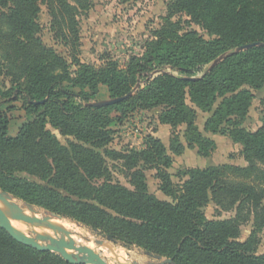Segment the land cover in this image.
<instances>
[{"label": "trees", "instance_id": "16d2710c", "mask_svg": "<svg viewBox=\"0 0 264 264\" xmlns=\"http://www.w3.org/2000/svg\"><path fill=\"white\" fill-rule=\"evenodd\" d=\"M42 5L69 57L44 43ZM90 6V0H0V76L12 83L0 87V108L21 99L32 115L10 135V116L0 111V189L125 245L173 258L175 264H264V253H256L257 227L240 240L242 224L252 217L258 228L264 226V119L256 131L244 126L253 90L264 87V45L228 54L212 69H204L241 45L264 42V4L174 0L144 55L132 57L125 69L114 60L99 67L80 60L79 16ZM176 13L189 15L213 37L177 29L172 21ZM167 68L178 74L163 71ZM155 71L163 72L150 78ZM144 79L145 85L135 90ZM100 85L107 86L111 98L133 93L116 103L89 105ZM156 108H161L158 123L185 125L187 145L174 132L173 154L188 147L208 156L215 148L197 123L201 110L210 113L204 130L241 144L248 165L190 168L183 183L176 184L168 171L174 158L159 137L146 135L141 149L109 147L113 123L137 110ZM48 125L68 137L67 143ZM108 157L122 162L133 188L114 182ZM146 168L157 170L159 189L171 201L149 192ZM99 179L103 182L98 184ZM210 201L236 214L210 219L205 212ZM0 264L76 263L23 244L0 226Z\"/></svg>", "mask_w": 264, "mask_h": 264}, {"label": "rangeland", "instance_id": "374dc122", "mask_svg": "<svg viewBox=\"0 0 264 264\" xmlns=\"http://www.w3.org/2000/svg\"><path fill=\"white\" fill-rule=\"evenodd\" d=\"M174 0H90L91 6L88 10H81L79 16L81 46L79 58L82 62L102 66L110 60L118 63L121 69H125L134 56H143L147 50L149 43L155 38V31L166 23L169 16V4ZM264 4V0H253L254 7ZM39 23L41 25L40 35L47 46L53 47L62 55L69 57L68 49L58 40L55 39L54 32L51 28L52 18L48 13L46 5H42ZM172 21L176 24L177 29L182 31L188 29L198 30L205 38L211 39L207 30L191 20L187 14L176 13L172 17ZM210 64L204 69L209 68ZM165 72L177 75L175 69L167 68ZM163 71H155L149 73V77L153 78ZM201 72L198 73V75ZM146 80H141L135 87L144 86ZM12 86L11 79L8 76H0V87L3 89ZM68 87H71L67 84ZM77 91L76 88H73ZM254 99L249 109V113L244 121V126L252 131H256L263 124L264 119V87L259 90H253ZM109 91L106 85H100V91L94 101H103L110 99ZM90 102V103H91ZM89 104V103H88ZM0 111L8 113L10 116L9 134L16 135L21 126L26 123L32 115L26 112V106L21 99L12 101L3 105ZM161 112V108L152 110H137L130 114L121 123H113L111 125L112 141L109 147L117 151H126L128 149H141L144 145L146 135L151 134L156 126L155 117ZM210 113L198 110L197 123L203 130L204 122ZM49 129L60 139L62 143H67L68 137L59 133L58 130L48 125ZM228 125H224L223 129H227ZM185 125L177 128H170L168 131L167 142L168 153H170L174 162L168 171L172 175V179L176 184H182L188 177L185 173L194 167H206L209 165H222L231 163L235 165H248V162L242 156V145L234 142L228 135H215L216 145L208 156H201L197 148H188L182 154L175 155L170 150V140L173 133H179L180 138L184 141ZM170 132V133H169ZM187 145V142H185ZM101 151H103L101 149ZM107 164L110 168L114 182H120L123 185L133 188L129 181V171L122 165L121 161L107 158ZM264 168L263 165H260ZM147 183L149 192L157 195L162 199L172 200L171 197L162 193L159 189L160 180L157 178V170L146 168ZM31 179L39 181V179L31 177ZM256 179L255 175L252 180ZM103 180H96V183H102ZM23 205L24 201L14 198ZM32 208L37 213H45L50 215V211L36 205ZM208 218H230L236 214V210L223 211L215 202L205 207ZM63 220L69 221L74 225L77 231H71L72 237L78 245H88L102 253L104 258L109 260L111 264H168L165 263L166 257H157L151 255L147 251L136 245H125L120 241H110L106 235L99 231L92 230L89 226L63 217ZM258 230L256 245V253H264V226L258 228L255 224L254 217L250 221L242 224L240 240L245 241L255 229ZM55 236L54 231H52ZM69 239V234L66 233ZM58 236H61L58 234ZM85 237H89L91 242L88 243ZM92 238V239H91ZM105 242V243H104ZM104 244V245H103ZM108 247V248H107ZM105 248V252H103ZM108 249V250H107ZM114 253V254H113ZM107 254V255H106ZM154 254V253H152ZM102 255V256H103ZM156 255V254H155ZM114 256V257H112ZM117 257V259L115 258ZM108 257V258H107ZM111 258V259H110ZM114 258V260H113ZM116 259V260H115ZM108 261V262H109Z\"/></svg>", "mask_w": 264, "mask_h": 264}, {"label": "water", "instance_id": "95a60500", "mask_svg": "<svg viewBox=\"0 0 264 264\" xmlns=\"http://www.w3.org/2000/svg\"><path fill=\"white\" fill-rule=\"evenodd\" d=\"M264 42H253L247 43L237 47L235 50L227 52L217 59H215L209 66V69L215 67L219 62H221L228 54L244 51L254 46H263ZM197 77H191L190 79H195ZM133 92L127 94L124 97L110 98L108 100L91 102L89 105L100 106L119 102L124 98L130 96ZM45 100L38 101L44 102ZM15 198L12 194L0 189V226L6 229L16 240L19 242L32 246L41 251H51L56 252L63 257L68 262L76 264H111L106 260L101 253L95 251L94 249L88 247V245H78L75 239L72 237L73 233L68 230L63 224L59 223L54 219V217L62 218L61 215L50 212V215L45 217H39L36 214L31 215L22 209L16 202L12 201ZM26 206L30 208L32 213H37L35 209L32 208V204L26 203ZM15 222L27 221L36 225L43 224H55L59 228L63 229L69 234V239H55L46 235H40L38 237H33L24 232L21 228L14 225ZM110 241H115L112 237H107ZM85 240L90 243L89 237H85ZM74 251L72 253L71 251ZM153 256L155 254L150 253ZM157 257H160L159 255ZM165 263L175 264L173 258H166Z\"/></svg>", "mask_w": 264, "mask_h": 264}, {"label": "bare ground", "instance_id": "6f19581e", "mask_svg": "<svg viewBox=\"0 0 264 264\" xmlns=\"http://www.w3.org/2000/svg\"><path fill=\"white\" fill-rule=\"evenodd\" d=\"M12 201L16 202L22 209H24L27 213H29L31 215L36 214L39 217L48 216L47 214H45L43 212H41V213H32V211L30 210V208L27 207L26 205H23L21 202H18L15 199H13ZM54 219H56V221H58L59 223L63 224L67 229H71V231H77V229L73 227L74 225H72V223H70L69 221H66V220H63V219H60V218H57V217H54ZM14 225H16L17 227L21 228L22 230H24L25 233H27L28 235H31L33 237H38L40 235H46V236H49V237H53L55 239H66V240L68 239V236L66 235L67 232L64 231L63 229L59 228L55 224L36 225V224H33L31 222H27V221H21V222H15L14 221ZM52 231H54L55 236L51 235L52 234ZM58 234H60L61 236H58ZM88 247H90V246H88ZM92 249H94V248L92 247ZM104 249L105 248H103V252H105ZM94 250L96 251V249H94ZM69 251H71L72 253H74V251H72V250H69ZM103 257H104V255H103ZM112 257H114V256H112ZM115 258L117 259L116 256H115ZM113 260H114V258H113ZM113 264H114V262H113Z\"/></svg>", "mask_w": 264, "mask_h": 264}, {"label": "crops", "instance_id": "0c3cea01", "mask_svg": "<svg viewBox=\"0 0 264 264\" xmlns=\"http://www.w3.org/2000/svg\"><path fill=\"white\" fill-rule=\"evenodd\" d=\"M144 111V110H143ZM145 111H147V110H145ZM209 116V115H208ZM155 122H157V126H156V128L152 131V132H150L151 134H153L154 136H157V137H159L163 142H164V144L167 146V142L164 140V137H166L167 139H168V131H170V128H171V126L170 125H168V124H160V123H158V120L156 119V117H155ZM205 123V122H204ZM201 129V128H200ZM201 131L202 132H204V134L206 135V136H208V137H210V138H212L214 141H215V143H216V139H215V135H222V134H213V133H210V132H206L205 130H204V128H203V130L201 129ZM170 133V132H169ZM184 143L186 142V141H184V140H182ZM186 144V143H185ZM144 145H142V147H143ZM186 149H188V147H186ZM186 149H185V151H186Z\"/></svg>", "mask_w": 264, "mask_h": 264}]
</instances>
